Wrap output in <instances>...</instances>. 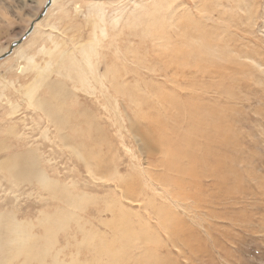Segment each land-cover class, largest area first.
I'll return each mask as SVG.
<instances>
[{"label":"rangeland","instance_id":"374dc122","mask_svg":"<svg viewBox=\"0 0 264 264\" xmlns=\"http://www.w3.org/2000/svg\"><path fill=\"white\" fill-rule=\"evenodd\" d=\"M14 1L7 13L1 9L6 1L0 0V18L5 20L0 22V56L26 33L29 21L46 4ZM104 1L101 20L92 13L90 0H54L39 31L22 41V56L18 50L0 60V216L5 219L0 217V264H150L159 256L157 264H264V0H243L240 6L238 0ZM163 1L167 14L183 16L171 14L174 23L166 21V36L174 29L167 36L170 40H156L129 24L133 14L142 9L156 12ZM187 14L189 19L196 14L198 24L204 15V34L211 29L222 32L219 42L236 57L224 59V69L217 65L218 71L207 59L212 73L192 75V67L174 64V45L180 42L185 48L187 38L190 42L200 36L184 23ZM178 28L195 35H182ZM50 32L58 47L46 37ZM215 32H210L214 38ZM91 44L98 51L92 57L94 72L107 71L102 80L112 81L108 90L96 80L77 76L78 66H86L80 47ZM49 47L54 48L53 56L46 53ZM58 48L67 63L76 58L72 68L58 62ZM50 57L55 61L47 69ZM44 69L50 77L42 82ZM53 79L64 80L66 91L60 93L65 100L50 93L48 81ZM48 98L61 106L67 121L62 131L46 109L34 103ZM191 102L222 110L229 142L207 141L201 128L195 151L208 152L204 158L209 160L201 158L195 167L183 161L182 169H166L165 143L184 146L176 140L195 135ZM23 157L36 161L38 173L31 180L15 175ZM16 224L32 240L24 249L6 234L14 232ZM178 230L183 232L180 239ZM189 234L192 240L185 239ZM185 241L197 249H189ZM112 252L117 255L109 259Z\"/></svg>","mask_w":264,"mask_h":264},{"label":"bare ground","instance_id":"6f19581e","mask_svg":"<svg viewBox=\"0 0 264 264\" xmlns=\"http://www.w3.org/2000/svg\"><path fill=\"white\" fill-rule=\"evenodd\" d=\"M6 1V5H4L5 7H1V9H3L4 11H6L7 13L9 12L10 13V11H11V9L15 6L14 4L15 3H17V2H15L14 0H5ZM48 0H46V2H47ZM91 1V3H90V9L92 10V13L93 14H97V15H99V17H100V19L102 20V19H104L105 18V13H104V7H105V2L106 1H104V0H90ZM169 1L170 0H168V3H169ZM195 1V0H194ZM237 1V0H236ZM243 0H238V4H239V6L241 5L240 3L242 2ZM247 1V0H246ZM166 2L167 1H163V2H161V3H159L158 4V6H156L155 7V10H156V12H154V11H152V12H149L147 9H142V10H144V12L141 10V13L140 14H133V16H132V19H128V22H129V24L131 25L132 24V26L134 25L133 23H135V25H138L139 27H140V29H141V32H143L142 34H144V35H147V36H149V37H151V36H157L156 38V40H159L158 39V36H162L163 37V39H168V40H170V37L172 36L171 34V31L172 30H170V33L167 31V33H169V35H171L170 37H168L167 38V36H169L168 34H167V36H166V31H165V29H167L168 28V24L166 23V21H168V20H170L171 19V16H175V15H177V14H175V13H166L167 11H165L166 9ZM203 2V1H202ZM214 2V1H213ZM212 2V3H213ZM221 2V1H220ZM11 3H12V5H11ZM177 3V2H176ZM199 3V2H198ZM208 3H209V1H208ZM215 3V2H214ZM75 4V3H74ZM184 4V3H183ZM207 4V3H206ZM218 4V3H217ZM7 5H10V9H8L9 8V6L8 7H6ZM53 5H54V0H52V3H51V5L47 8V10H46V13L44 14V16L41 18V19H39V20H37V17H38V15L35 17V19H31L30 21H29V26L26 28V30L30 27V25L32 24V23H34V28H33V30L30 32V34H32V32H33V34H35V32L38 30V28H39V26L42 24V21L43 20H46L45 18L47 17V15L49 14L48 12L51 10V8L53 7ZM76 5V4H75ZM173 5V4H172ZM187 5V4H186ZM200 5V4H199ZM214 5V4H213ZM231 5H232V3H231ZM77 7V6H76ZM80 7V6H79ZM79 7H77V8H79ZM170 7V6H169ZM181 7L183 8V6H182V4H181ZM210 7V6H209ZM212 7V6H211ZM214 7V6H213ZM217 7H220L219 5L217 6ZM178 8V7H177ZM190 8V7H189ZM188 8V9H189ZM198 8V7H197ZM207 8V7H206ZM232 8H234V7H232ZM236 8V7H235ZM1 9H0V11H1ZM180 9V8H179ZM212 9V8H211ZM225 9V8H224ZM190 10V9H189ZM207 10H209V12L211 13V11H210V9L208 8V9H203L202 8V11H207ZM183 11H184V9H183ZM188 11V10H187ZM202 11H201V14H202ZM225 11V10H224ZM223 11V12H224ZM143 12V13H142ZM175 12V11H174ZM3 13V12H2ZM7 13H5V14H7ZM189 13V12H188ZM172 14V15H171ZM183 14V13H182ZM186 14V13H185ZM184 14V15H185ZM190 14V13H189ZM189 14H187L186 16H185V18L183 19V21H184V23H186L187 25L188 24H190L189 26L190 27H193V31L194 30H198L199 31V34H200V36L199 35H196V39L194 38L193 40H190V42H189V38H187L188 39V41H186V43H182V40L185 38V36L184 37H182L183 39L181 40V43L183 44V46L184 45H186L187 47H182V45L181 46H179V44H180V39L179 40H177V42H179L178 43V46H176L175 47V45H174V52L173 51H171V53H172V55H173V57H172V61H174L175 63L174 64H178V65H180V67L181 66H184V69L186 68V67H192L191 68V72L189 71V73H197V72H200V73H202L203 74V72H204V74H205V72H207V73H210L211 72V70L212 69H209V68H211L210 66H209V64H206V62L208 63V61H206L207 59L208 60H212V62H214V65L213 66H215V64H216V67H217V70H218V66L219 67H222L223 68V63L222 62H224V59H226V61L227 60H231V58L233 57V58H236L235 56H233V55H231V54H229V53H227V51H226V45H225V43L223 44V45H221V42L223 41L222 39L220 40V39H218L219 38V35H220V33H222V32H219V34H217L213 29H211V31H207L206 32V34H204L205 32H204V28H203V25H202V20L204 19L203 18V16L204 15H202V20L200 21L201 22V24H198L199 23V21H198V23L196 22L197 20H195V19H197L196 17H197V15L195 14L194 16H195V18L194 17H192V19L190 18L189 19ZM204 14H205V16L206 15H208L206 12H204ZM171 15V16H170ZM224 15H225V13H224ZM224 15H223V17H224ZM1 16V15H0ZM115 16H117V15H115ZM177 16H179L180 17V15H177ZM177 16L175 17V18H177ZM191 16H192V14H191ZM212 16V15H211ZM220 16V15H219ZM114 17V16H113ZM172 17V21H173V23H174V21L175 20H173L174 18ZM178 17V18H179ZM183 17V16H182ZM182 17H180V18H182ZM221 17V16H220ZM206 18V17H205ZM217 18H219V17H217ZM1 19V18H0ZM48 19V18H47ZM113 20H118V17H114V18H112ZM206 19H208V18H206ZM213 19V18H212ZM112 20V21H113ZM170 20V21H171ZM180 20V19H179ZM182 20V19H181ZM3 21H5V20H0V22H3ZM10 21V20H9ZM9 21H8V23H9ZM172 21L171 22H168L169 24H171L172 23ZM177 21V20H176ZM207 21V20H206ZM205 21V19H204V22H206ZM215 22L217 21V20H214ZM222 21V20H221ZM47 22V21H46ZM117 22V21H116ZM208 22V21H207ZM6 23V22H5ZM7 23V24H8ZM45 23V22H44ZM97 24V23H96ZM95 24V26H97ZM166 24H167V26H166ZM181 24V23H180ZM180 24H178L177 23V25H180ZM54 25V24H53ZM53 25H50L51 26V28H54L55 26H53ZM134 25V26H135ZM183 25H185V24H182V26ZM200 25H202V26H200ZM207 25V27H210L211 28V26H208V24H205L204 23V26H206ZM212 25V24H211ZM213 25H215V24H213ZM48 26H49V24H48ZM99 26V25H98ZM97 26V27H98ZM133 26V27H134ZM170 26V25H169ZM172 26V25H171ZM173 26H175V25H173ZM182 26H179L180 28L182 27ZM216 26V25H215ZM212 27V28H216V27ZM220 26V25H219ZM96 27V28H97ZM136 27V26H135ZM167 27V28H166ZM189 27V28H190ZM171 28H173V27H171ZM175 28H177V27H175ZM180 28H178V29H180ZM187 27H185V29H186ZM220 28V27H219ZM102 29V28H101ZM136 29V28H135ZM178 29H177V31H178ZM183 29V28H182ZM185 29H183V30H181L180 29V31H181V34L182 35H186L187 37L189 36V35H191L190 33H192L193 31H191L190 33H189V30H188V32H185L184 33V31H185ZM218 28H216V30H217ZM25 30V31H26ZM138 30V29H137ZM220 30V29H219ZM39 31V30H38ZM173 31H174V29H173ZM172 31V32H173ZM175 32V33H178V32ZM179 31V32H180ZM206 31V30H205ZM213 31V33L215 32V36H217L216 38H214L211 34H210V32H212ZM141 32H140V34H141ZM195 32V31H194ZM193 32V33H194ZM37 33V32H36ZM184 33V34H183ZM25 34V33H24ZM30 34H28V36H30ZM178 34H180V33H178ZM177 34V35H178ZM217 34V35H216ZM194 35H195V33H194ZM27 36V37H28ZM174 36V35H173ZM176 36V35H175ZM193 36V35H192ZM192 36H191V38L190 39H192ZM221 36H222V34H221ZM46 37L49 39H51V40H53L54 38H53V34L50 32V33H48L47 35H46ZM142 37V36H141ZM178 38H179V36H177ZM190 37V36H189ZM32 38V37H31ZM177 38V39H178ZM181 38V37H180ZM162 38H161V40L160 41H162L163 40ZM173 39V38H172ZM172 39H171V41H172ZM213 39L214 40H216L215 42H213ZM218 39V40H217ZM55 40V39H54ZM53 40V41H54ZM146 40V39H145ZM151 40H153V39H151ZM185 40V39H184ZM154 41V40H153ZM159 41V42H160ZM165 41L166 40H164V45H165ZM219 41H221V42H219ZM24 42V41H23ZM23 42H21L20 44H18L14 49H13V51L10 53V55L13 53H16L18 50H19V52H18V55H20V56H22V51H20V49H21V46L23 45ZM55 42V45H56V47H58V44L59 43H57V41H54ZM157 43H158V41H156ZM167 42H169V41H167ZM166 42V43H167ZM177 42H175V43H177ZM213 42V43H212ZM218 42H219V46H216L217 47V49H214L213 47V44H218ZM161 43H163V42H161ZM161 43H159L158 44V46L161 44ZM171 44H172V42H170ZM157 45V44H156ZM168 45V44H167ZM45 46V45H44ZM52 46V45H51ZM163 45H160V47H162ZM173 46V45H172ZM172 46H169V48H172ZM55 47V46H54ZM55 47V48H56ZM166 47V46H165ZM46 48V47H45ZM52 48V47H51ZM79 48V47H78ZM167 48H168V46H167ZM168 48V49H169ZM41 49H43V47H41ZM48 50V52H46V53H52V51L54 52V48L53 49H50V47L49 48H47ZM163 49V48H162ZM45 50V49H44ZM58 50H59V48H58ZM172 50V49H171ZM0 51H2V50H0ZM46 51V50H45ZM80 51H81V54H82V59H83V61L86 63L85 65L87 66V68H86V66H84L83 65V63H81L80 64V66H78V74H77V76L79 77V78H81L83 81H89V80H96V81H98L99 83H101V85L106 89V90H108V88L110 87H108V85L109 84H112V81L110 80V79H107L108 81L107 82H104L103 80H102V78H104L105 76H107V71H102V69H98L97 70V73H95L94 72V66H93V63L96 61V59H92V57H93V53L94 54H96L98 51L96 50V48H95V46L94 45H90V46H87V45H84V46H81L80 47ZM97 51V52H96ZM160 51V50H159ZM158 51V52H159ZM55 52H56V50H55ZM63 53H64V51L62 50V49H60L59 50V56H58V62L64 67V68H72L74 65H75V59H73L72 61H71V63H67L65 60H64V58L62 57L63 56ZM160 53V52H159ZM162 53H165L164 51L162 52ZM161 53V54H162ZM53 54L54 53H52L51 55L53 56ZM9 55V56H10ZM50 55V56H51ZM98 55V53L96 54V56ZM95 56V57H96ZM170 56V55H169ZM52 57H50V59H51ZM54 58V57H53ZM53 58L51 59V60H49V61H47V64H46V66H45V68H47V69H51V65L53 64ZM236 60V59H235ZM54 61H55V58H54ZM225 61V62H226ZM59 63H57L58 65H57V68H58V71H60V73L62 72V69L60 68V65H59ZM175 66V67H178V68H180L179 66ZM218 65V66H217ZM52 68H53V66H52ZM182 68V67H181ZM189 68V69H190ZM214 68V67H213ZM177 69V68H176ZM183 69V70H184ZM187 69V68H186ZM194 71H193V70ZM214 69H216V68H214ZM214 69H213V71H214ZM224 69V68H223ZM223 69H222V71H223ZM44 71H46L45 69H44ZM178 71H179V69H178ZM202 71V72H201ZM216 71V70H215ZM219 71V70H218ZM217 71V72H218ZM183 72V71H182ZM184 72H186V71H184ZM183 72V73H184ZM188 72V71H187ZM221 72V71H220ZM46 73V74H45ZM179 73H180V71H179ZM206 73V74H207ZM212 73V72H211ZM210 73V74H211ZM219 73V72H218ZM50 73L49 72H42V82L46 79V78H49L50 77V75H49ZM185 74V73H184ZM214 74H215V72H214ZM221 74H222V72H221ZM71 75V77H73L72 76V74H70ZM193 75V74H192ZM199 75V74H198ZM188 76H191L190 74L188 75ZM68 77V76H67ZM66 77V78H67ZM70 77V76H69ZM70 77V78H71ZM194 76H192V77H190L191 79H190V83H192V78H193ZM70 78H68V80L70 79ZM223 78V77H222ZM72 79V78H71ZM194 79V78H193ZM234 80V79H233ZM63 81L64 80H49L48 82V88H49V91H50V93H53V97H56V98H58L60 101L62 100L63 101V99L65 100V98H67V97H63L62 96V94L61 93H64L65 91H66V89H65V86H63ZM67 81V80H66ZM189 81V80H188ZM67 83V82H66ZM107 83H109V84H107ZM188 84V83H187ZM193 84H194V86H195V84H197L196 83V81H194L193 82ZM193 84H191V85H193ZM213 84V83H212ZM218 84V83H217ZM222 84H223V81L222 82H220L219 83V89L222 87ZM64 85H67V86H69L68 84H64ZM214 85V84H213ZM194 86H192L193 88H194ZM211 86V85H210ZM227 87L225 88V90L226 91H228L229 90V94H230V92H231V88L230 89H228V87L230 86L229 84H227L226 85ZM191 87V86H190ZM213 87V86H212ZM54 88H58L57 89V91H56V89H54ZM69 88V87H68ZM68 88H67V90H68ZM196 89H197V86H196ZM195 89V90H196ZM72 91V90H71ZM61 92V93H60ZM33 94V93H32ZM32 94L30 95V97H32ZM38 97V96H37ZM96 97V96H95ZM36 98V97H35ZM43 98V97H42ZM230 98H232L231 96H230ZM34 99V98H33ZM32 100V99H31ZM47 100V99H46ZM36 101V102H35ZM50 101V98H48V101L47 102H45L44 100L43 101H41L40 99H39V101L38 100H34V103L39 107V108H41L42 107V110H43V108H45L46 110V112H48V114L50 115V117H52V123H53V121H54V123L56 124V125H54V126H57V128H58V130L59 131H62L63 130V127H64V125H65V123L67 122L66 121V119L64 118L65 116H64V114H63V111L61 110V106L59 105V104H56L55 102H54V100H53V102L54 103H52V102H49ZM101 101V100H100ZM232 101V100H231ZM44 102V103H43ZM60 103H62V102H60ZM66 103V102H65ZM47 106V107H46ZM63 107V106H62ZM176 109H179V105L178 104H176L175 106H174ZM189 107H190V109H191V111H192V113H193V116H194V121H195V125H194V134L195 135H192V136H188V135H183V136H181L179 139H177L176 141H178V142H181V144L183 143L184 144V146H177V143H175V142H173V143H171V144H166L165 143V148H164V150H165V153H166V159H165V157H163L165 160H163L164 161V165H165V168L166 169H171L173 166H174V168H181V167H183V164H182V162L183 161H185V162H189L188 164L189 165H192V166H197V162H198V160L199 159H201V158H203L202 160H204L205 158V156H207L206 154L208 153H205V152H201V154L200 153H198L199 152V150H198V152H196L195 150L197 149V148H199L200 147V144H199V142L196 140V138H198V133H200V131H201V128H202V130L203 131H205V132H203L205 135H199V136H201L202 138H205L207 141H211L212 139L214 140V139H219L220 141L221 140H223V142H225V143H227V142H229V136L227 135V134H225V132H224V130H223V127H222V123H223V120H224V113L222 112V110L218 107V108H216V109H213L212 108V110H211V108H209V106H207V105H205L204 103H193V102H191L190 103V105H189ZM38 108V109H39ZM64 108V107H63ZM48 110V111H47ZM68 110V109H67ZM197 110H200V112L199 113H197ZM44 112V111H43ZM64 112H65V110H64ZM73 112V111H72ZM45 114V113H44ZM47 114V115H48ZM67 114V113H66ZM72 115V114H71ZM66 116H68V115H66ZM49 117V119L51 120V118ZM65 128V127H64ZM162 129V128H161ZM171 135V134H170ZM64 136H66L65 134H64ZM200 138V137H199ZM65 139V138H64ZM170 139V137L167 135V137H166V139H165V141L167 142L168 140ZM205 139H203V140H205ZM63 140V139H62ZM213 140H212V142H213ZM217 141V140H216ZM222 142V143H223ZM206 143V141L204 142V144ZM211 143V142H210ZM214 144H215V140H214V142H213ZM217 143V142H216ZM219 143H221V142H219ZM208 144V143H207ZM224 144V143H223ZM219 145H222V144H219ZM201 146H203V144L201 145ZM209 146V145H208ZM207 145H206V147H208ZM213 146V145H212ZM215 146H218V144H216ZM204 147V146H203ZM205 147V149L207 150V148ZM210 147V146H209ZM208 147V148H209ZM204 149V150H205ZM218 149H220V148H218ZM210 152L212 151V150H210V149H208ZM207 150V151H208ZM201 151H203V150H201ZM22 155V154H21ZM32 155V154H31ZM23 156H25V155H23ZM216 156V155H215ZM17 157H18V155H17ZM27 157V156H26ZM34 157V156H33ZM25 157H23V160H25V161H21L22 162V164L20 165V162H19V168H18V170L19 171H17L16 173H15V175L16 176H19V177H21V176H24V178L26 177L27 179H32L33 177H31L32 176V174H36V173H38L37 171H38V169L37 168H35V166H34V163L36 162V161H34V163L30 160V161H28V159H29V157H27V158H25ZM36 158V157H35ZM162 158V159H163ZM218 158V157H217ZM21 159V158H20ZM184 159V160H183ZM185 159H187V160H189V161H186ZM19 160V159H18ZM17 160V161H18ZM32 160H34V159H32ZM36 160V159H35ZM205 160H207V159H205ZM209 160V159H208ZM207 160V161H208ZM206 161V162H207ZM210 161H212V160H210ZM225 161V160H224ZM200 162V161H199ZM202 162H205V161H202ZM18 163V162H17ZM201 163V162H200ZM199 163V164H200ZM222 163V162H221ZM221 163L219 162V164H220V166H221ZM187 164V163H186ZM210 165V164H209ZM16 166V165H15ZM22 166V167H21ZM228 166V165H227ZM164 167V166H163ZM214 167V166H213ZM17 168V167H16ZM39 168H41V167H39ZM224 167H222V169H223ZM164 169V168H163ZM182 169V168H181ZM211 169H212V167H211ZM173 170H175V169H173ZM218 170V169H217ZM11 171V170H10ZM163 171V170H162ZM221 171H223V172H225L224 170H221ZM40 172V171H39ZM168 172V171H167ZM171 171H169V173H170ZM43 172H41V177H42V181H44V183L46 182V179H44L45 178V174H42ZM165 174V173H164ZM167 174V173H166ZM165 174V175H166ZM216 174H218L217 172H216ZM37 175V174H36ZM39 175V174H38ZM153 176V175H152ZM159 177H160V175H159ZM163 177V176H162ZM162 177H161V180H162ZM227 177V176H226ZM155 179H156V177H154ZM153 178V179H154ZM164 178V177H163ZM222 178V177H221ZM38 179H41V178H38ZM158 179V178H157ZM25 180V179H24ZM159 181H161L160 180V178L158 179ZM179 182V181H178ZM47 183V182H46ZM174 183H176V182H174ZM175 185H179V183H177V184H175ZM174 187V186H173ZM180 187V186H179ZM2 215H4V214H2ZM1 215V216H2ZM0 216V217H1ZM8 216V215H7ZM5 217V216H4ZM9 217V216H8ZM11 217V216H10ZM218 217V216H217ZM2 218H3V216H2ZM12 218V217H11ZM10 218V220H12ZM177 218L178 219H180V217L179 216H177ZM2 220V219H1ZM3 220H5L4 218H3ZM7 220V219H6ZM8 221V220H7ZM15 222V219L12 221V223H14ZM8 222H6V224H7ZM10 223H11V221H10ZM9 224V223H8ZM164 224V223H163ZM11 225V224H10ZM13 225V224H12ZM165 225V224H164ZM5 226V225H4ZM20 225L19 224H16V228H15V230H14V232H7L6 234H7V236H9V241H11V242H13L14 244H15V246H19V247H22V246H24V244L26 243V242H32V240L31 241H28V239H29V235L28 234H26V233H24L25 232V229H22V228H20L19 227ZM62 225H60V227H61ZM64 226V225H63ZM182 226H186L183 222H182ZM7 227V226H6ZM5 228V227H4ZM4 230V229H3ZM6 231V230H5ZM179 231V230H178ZM178 231H176V233H177V237L180 239V233H182L183 234V232H178ZM1 234H2V232H1ZM0 234V235H1ZM31 238H33V237H31ZM35 238V237H34ZM42 238V237H41ZM192 238V236L189 234L185 239H187V240H189V239H191ZM3 240V239H2ZM38 240V239H37ZM42 240H43V238H42ZM192 240V239H191ZM39 241V240H38ZM37 241V242H38ZM50 241V240H49ZM36 242V243H37ZM42 242V241H41ZM51 242V241H50ZM186 242V241H185ZM47 244H48V241L46 242ZM187 244H188V248L189 249H193L194 248V250H196L197 249V246H194L192 243H190V242H186ZM38 244V243H37ZM36 244V245H37ZM46 244V245H47ZM51 243H49V245H50ZM5 245V244H4ZM8 245V244H7ZM11 245V244H10ZM52 245V244H51ZM32 246V245H31ZM45 247V246H44ZM23 248V247H22ZM22 248H21V250H22ZM27 248H29V247H27L26 246V249L25 250H27V252H29L28 251V249ZM32 248V247H31ZM30 248V252H35L34 250L32 251V249ZM24 249V248H23ZM34 249V248H33ZM3 252V251H2ZM26 252V251H25ZM197 252V251H196ZM3 253H5V252H3ZM20 253V252H19ZM21 254H23V253H21ZM49 254H50V252H49ZM116 255L117 254H114L113 252L111 253V254H107V256H108V258L109 259H113V258H115L116 257ZM196 255V254H195ZM47 256V255H46ZM49 256V255H48ZM127 256V255H126ZM146 256V255H145ZM145 256H144V258L143 259H145ZM150 256H148V258H149ZM162 257L161 256H159L158 257V260L160 261V260H162L161 259ZM148 260V259H147ZM146 260V261H147ZM150 260V259H149ZM158 260H157V257H155L154 259H153V261H152V263H150V264H157L158 263ZM127 261V260H126ZM144 261V260H143ZM55 263H57V262H55ZM190 263V262H189ZM159 264H161V263H159Z\"/></svg>","mask_w":264,"mask_h":264},{"label":"water","instance_id":"95a60500","mask_svg":"<svg viewBox=\"0 0 264 264\" xmlns=\"http://www.w3.org/2000/svg\"><path fill=\"white\" fill-rule=\"evenodd\" d=\"M51 3H52V0H48L46 2L44 9L42 10V12L37 17V20L41 19L44 16V14L46 13L47 8L51 5ZM33 28H34V23L31 24V26L29 27V29L26 31V33L20 39L16 40L15 42H13L11 44L10 50L7 51V52H5L4 54H2L0 56V60L3 59V58H5L6 56H8L13 51V49L18 44H20L26 38V36H28V34H30V32L33 30Z\"/></svg>","mask_w":264,"mask_h":264}]
</instances>
